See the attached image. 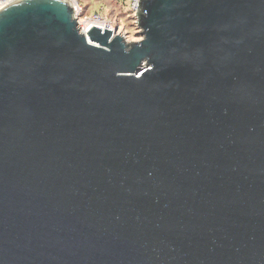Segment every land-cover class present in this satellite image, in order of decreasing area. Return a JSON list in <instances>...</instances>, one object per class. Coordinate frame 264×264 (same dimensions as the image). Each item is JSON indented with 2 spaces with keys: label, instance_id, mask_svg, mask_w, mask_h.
I'll use <instances>...</instances> for the list:
<instances>
[{
  "label": "water",
  "instance_id": "obj_1",
  "mask_svg": "<svg viewBox=\"0 0 264 264\" xmlns=\"http://www.w3.org/2000/svg\"><path fill=\"white\" fill-rule=\"evenodd\" d=\"M0 9V264H264V0Z\"/></svg>",
  "mask_w": 264,
  "mask_h": 264
},
{
  "label": "rangeland",
  "instance_id": "obj_2",
  "mask_svg": "<svg viewBox=\"0 0 264 264\" xmlns=\"http://www.w3.org/2000/svg\"><path fill=\"white\" fill-rule=\"evenodd\" d=\"M134 0H79L81 6L76 20L85 26L95 24L115 30L127 44L141 40L136 24Z\"/></svg>",
  "mask_w": 264,
  "mask_h": 264
},
{
  "label": "built area",
  "instance_id": "obj_3",
  "mask_svg": "<svg viewBox=\"0 0 264 264\" xmlns=\"http://www.w3.org/2000/svg\"><path fill=\"white\" fill-rule=\"evenodd\" d=\"M13 1H16V0H0V9L2 7H4L5 5H7L8 3H11ZM69 1L71 2L72 6L74 8V11H75L74 15H75V17H77V13L79 12V10L81 8V6L79 5V0H69ZM137 2H138V0H134L133 5H134L135 9L137 7ZM92 25H95V24H90L89 26H85V24L83 22V23H81V26H80V23L78 22V27L80 28V30H83V31L87 30ZM101 27L103 28V26H101Z\"/></svg>",
  "mask_w": 264,
  "mask_h": 264
},
{
  "label": "trees",
  "instance_id": "obj_4",
  "mask_svg": "<svg viewBox=\"0 0 264 264\" xmlns=\"http://www.w3.org/2000/svg\"><path fill=\"white\" fill-rule=\"evenodd\" d=\"M81 1V0H80Z\"/></svg>",
  "mask_w": 264,
  "mask_h": 264
}]
</instances>
